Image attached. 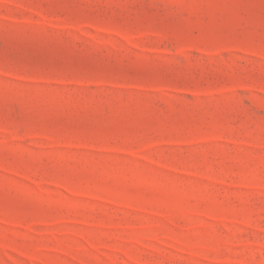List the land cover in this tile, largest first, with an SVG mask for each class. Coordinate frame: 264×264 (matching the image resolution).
Here are the masks:
<instances>
[{
	"label": "rangeland",
	"instance_id": "obj_1",
	"mask_svg": "<svg viewBox=\"0 0 264 264\" xmlns=\"http://www.w3.org/2000/svg\"><path fill=\"white\" fill-rule=\"evenodd\" d=\"M0 264H264V0H0Z\"/></svg>",
	"mask_w": 264,
	"mask_h": 264
}]
</instances>
